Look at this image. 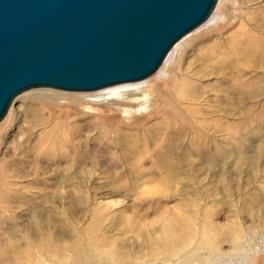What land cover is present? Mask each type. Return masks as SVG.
Segmentation results:
<instances>
[{
    "label": "rangeland",
    "instance_id": "obj_1",
    "mask_svg": "<svg viewBox=\"0 0 264 264\" xmlns=\"http://www.w3.org/2000/svg\"><path fill=\"white\" fill-rule=\"evenodd\" d=\"M263 17L264 0H218L208 21L182 37L177 42L183 43L180 50L176 44L159 69L143 80L96 91L38 87L20 93L0 120L3 129L0 157L19 143L33 145L41 135L42 127L33 124V119L37 118L33 117V110H42L43 113L38 116L42 119L49 109L69 103L93 112L97 108H107V112L117 108L124 115L115 103H108L106 107L86 103L90 95L114 86L140 85L147 81L158 84L177 73L184 74L183 77L188 79V75L199 71L200 81H196V90L202 95V100L198 106L215 108L211 106V99L215 94L227 93L228 76L237 75L239 79L252 80L261 75V69L253 65L246 68L240 64V71H235L225 67V63L223 68L218 63L219 58L230 51L226 44L231 46L237 33L243 30L258 33L264 28ZM195 79L192 77V80ZM263 103L264 99L249 103L252 111L250 119H236L241 107L233 105L235 113L226 119L223 115L230 108V103L222 99L220 111L205 113V119L234 124L235 149L216 157L208 153L200 158L197 154L187 153L178 157L171 169L154 168L156 160L150 154L138 159L131 168L123 165L114 167L111 162L116 158L115 154L88 141L83 144L94 155L93 167L88 172L92 179L88 185L72 182L83 178L82 173L68 169L66 161L59 157L57 172L53 169L55 164L40 162L43 168L40 181L34 180L32 170L25 176L21 171H12L8 167V172L12 174L8 177V186L14 196L27 195L31 199L40 193H51L56 188L58 199L44 202V213L38 219L27 212L25 202L12 199L11 205L15 207L3 215L11 219V225L20 228L10 236L18 245L0 253L9 256L8 261L0 264H67L71 252L58 248L68 243H77L85 251H102L106 254L100 259L104 264H264V253H253L258 235L264 233ZM11 106L15 108L13 113ZM213 129L210 123L206 130L211 133ZM82 131L86 133L85 129ZM216 137L218 144H227L224 132H217ZM147 148L153 151L154 143H148ZM26 154L21 151L18 157L24 158ZM66 175H73L74 180L64 182ZM71 197L80 200L73 202ZM97 207L106 213L108 211V214L121 211L126 217L131 216L135 209L138 214L144 215V218L137 219L139 222L146 225L153 222L159 230L163 228V219L177 220L180 226L174 232L184 230L180 233L183 239L181 235L180 238L175 234L169 235V238H162V245L154 250L143 237L137 239L129 231L122 233L113 225L115 217L111 218V215L103 220L100 230L90 225L85 234L84 229L91 224L93 210ZM189 219L191 229L186 226ZM38 222L41 227L35 229ZM6 226L5 231L10 230ZM71 226L75 228L73 235L70 234ZM246 235L253 240L249 244L250 251L245 247ZM102 239L111 241L116 250L117 247L126 250V255L112 257L116 253L102 247ZM121 239L125 240L123 246L117 244Z\"/></svg>",
    "mask_w": 264,
    "mask_h": 264
},
{
    "label": "bare ground",
    "instance_id": "obj_2",
    "mask_svg": "<svg viewBox=\"0 0 264 264\" xmlns=\"http://www.w3.org/2000/svg\"><path fill=\"white\" fill-rule=\"evenodd\" d=\"M231 43V46L226 44V46L230 47V51L219 58L218 64L223 68L222 64L225 63V67L235 71L240 69V64L246 68H250L253 65L261 69V75L252 80H248V78L239 79L237 75L228 76L227 93L215 94L211 99L213 101L211 106L215 108L198 106V103L202 100V95L196 90L198 85L196 81H200L198 75L200 73L195 71L194 74L188 75V79L183 77L184 74L180 75L177 73L174 76H170L168 80L158 84L147 81L140 85L114 86L92 94L87 99V104H98L102 107H106L108 103H115L124 112V115L120 114L117 108L112 110V112H107V108H97L93 112L84 111L69 103L60 104L58 108L49 109L42 119L38 117L40 112L41 114L43 113L42 110L40 112L33 110V117H37L33 119V124L34 126L42 127L41 135L35 140L33 145L22 143L24 141H21L22 144L19 143L13 148L11 147L12 149H9L4 153V156L0 157V253L9 249L12 250L18 245V242L12 240L10 236L13 231H18L20 228H15L14 225H11V219L3 215L5 211L15 207L11 205L13 198L25 202L27 204V212L37 219L44 213V202H55L58 199V190L56 188L51 193H40L31 199L27 198V195L14 196L8 186V177L12 175L8 172V167L12 171H21L25 176H28L30 174L29 170H32L35 174L34 180L40 181L42 179L40 172L43 170L40 162L45 161L48 164H55L53 169L57 172L58 164L56 163H58L59 157V159L66 161L68 169L81 172L83 176L80 180H74L72 179L73 175L71 177L66 175L63 179L64 182L74 180L72 182H83L88 185L92 179V175H88V172L93 167L94 155L83 144L86 141L102 148L104 151H112L116 156L111 162L113 166L123 165L126 168H131L138 159H143L146 154L154 155L156 160L154 168L165 170L174 167L177 163V158L187 153H194L203 158L208 153L212 157H216L232 152L236 147L234 124L221 120L205 119V113L220 111L221 100L226 99L230 103V108L223 115L226 119H230V116L234 115V106L241 107V110L237 112L238 118L236 119H250L252 111L249 103L264 99V28L258 33L247 30L240 31ZM177 45H179L178 49L180 50L183 43L179 42ZM192 77H196L195 81L192 80ZM10 110L13 113L15 108L11 106ZM124 119L132 120L125 121ZM138 119L145 120L137 121ZM210 123L214 129L213 132L208 133L206 129ZM82 129H85L87 134ZM2 130L0 126V136ZM217 132L225 133L227 144L223 145L216 142ZM189 134L190 136H188ZM151 142L154 143L153 151L147 148L148 143ZM21 151L27 153L24 158L18 157ZM139 151H142V153L139 154ZM32 154L33 157H31ZM71 200L74 202L80 199L71 197ZM53 211L55 212L54 208H52ZM112 214H108V211L106 213L100 210V207L95 208L91 224H88L84 229L86 231L85 234L91 228L90 225L95 227V230H100L103 220L110 217V215L111 218L115 217L113 225H116L122 233L129 231L133 232L137 239L143 237L150 248L154 250H158V247L162 245V238H169V235L173 234L179 237L180 233L184 232L182 229L178 233L174 232L180 226L179 222L174 219H163V228L161 230L156 228L153 222L149 225L141 223L137 219L144 218V215L138 214L135 209L131 216L127 217L121 211ZM190 224L191 221L189 219L188 224H186L188 229H191ZM6 225L9 226L10 230L5 231ZM39 227H41L40 222H38L37 227L35 226V229ZM24 228L26 229V227H22V229ZM70 229V234L73 235L75 228L71 226ZM181 237L183 239L182 235ZM245 239L246 250L250 251L249 244L253 240L248 235H246ZM124 243L125 240L121 239L117 244L123 246ZM256 244L257 247L253 253L259 252L263 254L264 245L258 242ZM101 245L116 253L112 254V257L118 258L126 255V250L118 247L117 250L114 249L116 247L111 245V241H108V239H102ZM66 249L71 252L67 264H104L100 261L106 255L102 251L97 253L91 250L85 251L77 243H68L58 248L60 251ZM248 251L245 252L248 253ZM8 259V255H0V262L8 261Z\"/></svg>",
    "mask_w": 264,
    "mask_h": 264
},
{
    "label": "water",
    "instance_id": "obj_3",
    "mask_svg": "<svg viewBox=\"0 0 264 264\" xmlns=\"http://www.w3.org/2000/svg\"><path fill=\"white\" fill-rule=\"evenodd\" d=\"M218 0H0V120L38 87L93 91L152 75Z\"/></svg>",
    "mask_w": 264,
    "mask_h": 264
},
{
    "label": "built area",
    "instance_id": "obj_4",
    "mask_svg": "<svg viewBox=\"0 0 264 264\" xmlns=\"http://www.w3.org/2000/svg\"><path fill=\"white\" fill-rule=\"evenodd\" d=\"M249 238H251L250 236H248ZM252 240V238H251ZM256 242H258L259 244H263L264 245V233L258 235Z\"/></svg>",
    "mask_w": 264,
    "mask_h": 264
}]
</instances>
